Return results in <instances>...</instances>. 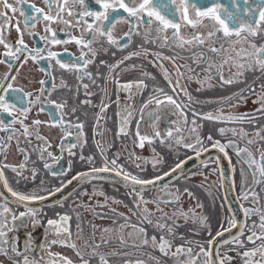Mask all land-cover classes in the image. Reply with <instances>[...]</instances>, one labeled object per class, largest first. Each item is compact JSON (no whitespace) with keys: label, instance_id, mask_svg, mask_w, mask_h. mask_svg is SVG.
<instances>
[{"label":"snow or ice","instance_id":"snow-or-ice-1","mask_svg":"<svg viewBox=\"0 0 264 264\" xmlns=\"http://www.w3.org/2000/svg\"><path fill=\"white\" fill-rule=\"evenodd\" d=\"M20 4H25L26 0H18ZM45 7L40 8L35 5H29L27 8L17 9L7 3V0H0V46H3L5 51L2 54L3 58H0V64H7L9 71L3 74V79H0V89L3 90L0 93V113H6L10 118L8 121L0 118V131L5 133L4 137H0V155L7 158V150L10 146V142L15 140L17 150L23 155V160L19 164H7L0 161V184L11 194L13 198L12 203L17 207H23L24 211L16 213L9 206V202L5 199L0 204V255H3L12 264H41V260H37L35 257L29 259V254L36 251L35 238L33 232L25 231L24 240L21 248L20 236L18 232L20 229H28L29 221L33 229L44 226L42 221L43 209L42 207L32 206L46 199L45 196L39 194V192L33 191L31 193H22L13 190L6 179L4 169H10L16 173L17 176L23 175L28 170L30 171L33 180L36 179L38 170L33 167L30 170L27 168L29 162V154L26 148L20 146V136H23L31 145V138L34 137L37 141H44L42 145H37L39 148V156L41 160H45L46 156L54 163H59V160L63 157H55L54 154L49 151L52 147L51 143L46 137L41 135L37 126L47 123L49 126H58L63 131L70 121L64 119L67 113L64 111L67 108V100L63 102L52 100L51 95L56 90V85L53 84L51 89L44 88V80H40L41 88L35 95V99H31L32 92H24L23 88L15 87L14 82L19 75V69L17 74L12 75L11 69L15 66V63H19L21 67L27 64L28 60H32L34 63L39 61H46L51 69L53 67L52 61H55V65H58L61 69L72 73L80 85L85 89V95L90 97L94 93L88 91L90 85L83 83L85 79L91 81L93 85L96 84V78L94 74L89 70V66L96 63V58L100 54V49L103 48L107 53L108 49L115 47L119 51H124L133 43V37L142 35L141 28L147 26L148 32L143 33L145 36V42L155 43L157 39L162 40L163 45L167 46L169 40H171L176 47L184 48L185 45L190 47H200L205 45L208 41H212L208 50L217 56L221 54H227L229 47L225 46V43L221 42V36L224 41L231 45V51L236 52V59L234 66L237 68V72L231 77L224 75L225 65L228 63L231 56H225L222 62L217 65L214 60L207 63L206 67L202 69L205 73L204 79H201L197 74L195 76L196 83L201 85V89L205 84L210 87L209 81L212 79V69L218 68L219 78L223 84L241 83L238 78L243 75V70H254L258 67L264 72V44L257 46L255 42L249 40V37H264V0H44ZM11 10L15 13L20 12L23 17L24 28L21 29L19 24H16V33L18 38L13 42L10 41L6 35V25L12 23V17H6V10ZM37 24H42L44 29V35H39V40L43 41L44 46H29L24 41V34L27 32L29 36H36L38 33L29 31V29H35ZM128 25L127 31H124L122 35L117 36L115 30L117 25ZM55 25L56 27H53ZM203 28L205 32L197 31V29ZM191 31H188V30ZM73 30L79 33L74 35ZM155 32L156 38L149 40L148 37ZM64 32L66 39L59 38L58 34ZM215 38V40H213ZM235 38V39H233ZM248 43L249 49L247 51L241 49L236 50V45ZM69 43H75L79 50V56L73 57L67 53V48L64 49L65 54H68V59L61 60L59 58L60 53L53 51L52 48L57 45H67ZM99 46V47H98ZM47 49V50H46ZM141 50L144 55H149V51L143 48V45L139 46V50L131 51L122 59L116 61L114 64H107L106 61L100 60L101 66L108 68V77L105 78V83L110 77L113 84L116 86L117 93L123 91L127 93L126 100L132 101L136 92H142L146 87L145 80L142 77H150L147 72L142 73L141 78L135 80H127L122 82L119 79L118 69H122L125 65V61L131 60L133 57H138L141 54ZM115 55V53H113ZM157 56L158 59H169L173 62L175 73H179L180 79L192 80L193 75H187L181 71V68L187 67L188 73H194V69L191 66L178 65L175 63L174 57H162L159 53H152ZM204 52L199 53V57L194 56V62H204ZM252 57L251 61H248V56ZM23 57V59H21ZM162 69L165 80H167L169 87L172 90V95H169L163 88L154 87L153 94L149 95L147 100L144 101L136 109L132 103H125L121 106L119 95H117L116 104L120 111L117 112L119 117V130L117 135H129V125L135 118L134 113L139 112V118L136 119V131L135 138L137 141V147L143 148L145 144L152 145L155 141H159L161 144H166L170 149L173 146V142L179 147L190 149L195 152L197 158L202 154V151H208L205 147L204 138L201 137L199 128L201 127L197 123V119H204L209 121H215L220 124H243L253 123L252 115L249 112H228L224 113L222 108H218L214 113L197 112L194 109L192 111V120L189 125L188 115L186 109H190V102L192 100L191 95L187 92L186 87H181L179 79L173 83L172 77L175 73L165 68L162 63L159 65ZM131 68H136L137 65H131ZM43 70V69H42ZM122 70L126 71L127 68ZM99 76L100 73L95 74ZM11 76V81H9ZM48 77L52 79L51 72H48ZM63 83V81H62ZM6 85V86H5ZM65 87L67 85L65 84ZM264 88V85L261 86ZM135 89V91H134ZM198 89V90H201ZM179 90V91H178ZM78 91V89H77ZM251 87L240 89L238 92L233 93L227 97L219 98L216 103L228 108H238L244 106L247 103L248 93H251ZM183 92L187 96L188 102L185 103L180 99V93ZM163 99H160V97ZM254 104H259L260 107L255 109L256 112H264V93L257 96L252 101ZM82 104L91 105V99H85L81 101ZM36 104L41 107L39 111H44V104L53 106L49 109V120L47 122L39 119L32 120L31 124H27L28 115ZM155 104V108L149 109V105ZM109 104L101 101L99 105L100 112L96 116L97 127L94 129L96 132H101L100 121L104 119V113H106ZM76 109L72 108V112L75 113ZM166 112H173L177 116V120L183 121L184 127H168L166 129L160 127V120ZM146 117L148 118L146 120ZM147 123V128L150 131H141L142 124ZM173 124L176 122L173 121ZM19 125V128L16 125ZM72 131L78 136H83V123L77 121L72 126ZM262 130H258L255 135L264 139V135H261ZM184 132L188 135L185 136ZM218 132L221 136L226 132H230L232 136L237 135L236 128L220 127ZM72 133H68L62 139H67ZM241 139L247 136V132L243 129H239ZM208 141H212L213 137L209 135ZM249 145L253 144V140H248ZM79 143H71L68 148V154L75 155L72 149L80 147ZM61 152L65 150L63 143L58 145ZM98 149L102 159V166L95 165V159L93 156H80L81 161L91 165L89 171L77 173L71 180L66 183L62 182L61 187L54 190H47L49 196L55 195L57 192H61L63 188L71 184L73 180L80 182H89L94 179H107L103 174L114 173L116 176L122 178L123 182L131 186V192L129 193L133 202L137 208L143 205L142 212L132 211V215L137 216L142 223L153 224L152 217L154 212L147 208L148 203L157 205L156 211L160 212V217L155 221V227L163 232L167 229L170 235H174V227L170 226L166 222L167 213H164L163 209L159 207L160 203L176 205L180 201V193L177 190L176 193L165 192L168 189V184L161 185L162 196L157 197L154 200H145L143 192L149 185H156L157 182L164 180L165 177L173 176L178 170H181L186 161H180L175 164L169 171L158 174L154 179H142L137 175L126 171L123 166L118 165L117 160L119 156L109 160L103 151L102 143L98 142ZM212 148L218 149L220 152L227 155L226 149L232 148L237 157L247 164L248 170L252 172L253 185L260 184L262 181L257 178V173L260 177H264V151H261L259 159H256L253 152L247 147L240 148L237 146L234 140H228L226 143H221L219 140H215L211 144ZM153 158L151 161L143 160V163L147 164L151 162L154 169H157L158 165L164 163L163 158L155 153L153 149ZM135 156L134 153L130 154V158ZM135 159H142L135 157ZM202 163L207 166L206 161ZM136 167H141L137 164ZM45 170H51L52 165L47 160L44 162ZM68 171H71V161L69 162ZM202 174V173H201ZM242 199L249 201L259 202V195L256 193L255 188L251 185H247L246 177L243 175L242 170ZM53 176H65L67 172L63 169L59 172L51 171ZM139 186V187H137ZM41 188L43 190V182H41ZM184 192L189 197L192 193L187 188ZM87 194V193H84ZM105 195L103 191L93 189L92 195ZM108 197L105 196V203L100 204L97 202L98 207H105L107 205ZM113 203H118L113 199ZM63 206V201H58ZM197 207H202L197 203ZM115 212V209H112ZM243 212L246 218L257 213L264 212V209L253 206L252 208H243ZM121 216L125 224L121 225V228L130 226L135 231L129 232L128 236L133 238V246L148 245L149 237L143 227L133 225L130 222V218L123 213H118ZM173 216H182L185 220L192 219L193 223L198 224L202 229L208 230L210 224L208 217L198 214L195 209L189 208L185 211L181 208L173 209ZM58 219H47L45 228V242L39 245L41 251L50 249L52 245L59 244L62 247L70 248L77 256L81 257L82 264H88L87 260H84L81 250L77 247L76 243L72 240V233L68 227V223L71 217L67 214H57ZM260 223L258 227L261 229V233L258 235L253 229L257 227L255 222L251 228H248L246 224L239 223L235 217L228 220V228H223L216 233V237H222L225 232L231 233L233 228H238V232L234 235H230V238L223 240V245L230 244L236 245V248H231L229 251H236L243 261V264H252L251 257H253L257 251H260L262 257H264V214L259 216ZM115 223V221H114ZM80 228V225H77ZM250 232L246 236V241L255 245L257 240H261L262 243L252 249L238 251L245 247V230ZM100 242L95 241V229L92 233V255L99 258V264H108L106 259L107 255H116V253H100L97 251L101 245H106L109 240L105 238L104 234H107L112 229L102 228ZM8 233H13L9 238ZM52 235L54 239L48 241L47 236ZM64 236V239H60V236ZM211 235V233H209ZM78 239L82 238V229L76 233ZM213 237L208 241L209 247L206 249L202 245H197L200 249L199 253L193 255L192 247H185L190 245L192 241H185V244L176 246L175 252H171L173 247L172 240L163 234L159 239L155 235L151 236V247L158 249L163 255L167 256L171 253L173 257L178 258L181 255H187L191 264H198L200 254L202 253L206 260L204 264H231L232 257L227 252L223 255L220 254V248H217L215 254L212 251L213 241L216 239ZM183 239V237H181ZM121 244L124 243V239L120 237ZM85 246H89L88 240L84 241ZM10 246V248H9ZM50 256L58 257L56 264H73V261L59 253H48ZM47 264V262H45ZM125 264H133L132 261H126ZM134 264H145L144 261L137 260ZM182 264V262H181ZM258 264V262H256Z\"/></svg>","mask_w":264,"mask_h":264},{"label":"flooded vegetation","instance_id":"flooded-vegetation-1","mask_svg":"<svg viewBox=\"0 0 264 264\" xmlns=\"http://www.w3.org/2000/svg\"><path fill=\"white\" fill-rule=\"evenodd\" d=\"M7 3L12 5L13 7L20 9V8H27L29 5H35L36 7L44 8V0H26L25 4H20L18 0H7ZM6 17H12V23L9 25H6V35L10 41H15L18 38V34L16 33V24L18 23L21 29L24 28L23 24V17L20 15V12L17 11L15 13L11 12V10H6ZM2 19V18H0ZM53 27H56L53 25ZM128 25H117V28L115 30V34L117 36H120L123 34L124 31H127ZM29 31H34L38 33L36 36H29L27 32L24 34V41L31 47L33 44H36L37 46L43 47V41L39 40V35H44V29L42 27V24H37L35 29H29ZM188 31H191L190 29ZM197 31L200 32H205L203 28L197 29ZM148 32L147 26H144L141 28V33L142 35H137L133 37V43L124 51H119L115 47H111L108 49L107 53L104 52L103 48L100 49V54L96 58V63L93 65L89 66V70L94 74L96 78V84L93 85L91 81L85 79L83 83H88L90 85L88 91L91 93H94L90 97L85 95V89L80 85V82H78L75 78V75L72 73H69L65 71L64 69H61L58 65H55V61H52L53 67L50 69L49 65L46 61H39L38 63H34L32 60H28L27 64H25L23 67L20 66V64L17 62L15 63V66L11 69L12 75L17 74V69H19V75L17 76V80L14 82L15 87H20L23 88L24 92H32L33 96L31 99H35V95L38 93V90L41 88V85L39 83L40 80H44L45 84L43 85L44 88L51 89L53 87V84L56 85V90L53 91L51 95L52 100L60 101L63 102L65 99L67 100V108L64 109V111L67 113V115L64 117L65 120L70 121L71 124L68 125L63 131L61 130L60 127L58 126H49L47 123H43L39 126V131L41 135L47 138V140L51 143L52 147L49 149L55 157H63L62 159L59 160V163H54L51 159H49L46 154H45V160L48 161L50 165H52L51 170H45L44 168V162L45 160H41L39 156V148L37 145H42L44 141H37L34 137L31 138V145L29 146L28 142L25 140L23 136H20V146L22 148H26L28 154H29V162L27 165V168L30 170L31 168L35 167L38 170V174L35 180L32 179L30 171L26 170L23 175L17 176L16 173L12 172L10 169H4L6 179L8 181L9 186L18 192L22 193H31L33 191L39 192L40 195L45 196L48 194L47 190H54L55 188L61 187L62 182H67L68 180H71L73 176H75L77 173L83 172L85 170H89L91 165H89L86 162L81 161V159H77L78 155L80 153H75V149H72V151L75 153V155H69L67 148L71 143H79L80 142V147L83 149V145L81 143L83 138H87L89 141V137L92 138L94 137V133L96 131L91 130L93 129V126L95 125V128L97 127V121H96V116L99 114L100 109L99 105L101 101L105 104H109L110 106L107 108L106 113H104V119L100 121V128L102 129L101 133H106V129H109V126L113 127V131L115 136L124 138L127 137L125 135H117L118 130H119V117L117 116V112L120 111V108H118L116 104L117 100V95H119V99L121 101V106H123L125 103H132L136 109H139L140 105L144 102V95L147 94H153V88L154 87H160L163 89H170L167 80H165L163 72L161 67L159 66L160 63L163 64V66L167 69H169L171 72L175 73V68L173 67V62L169 59H158L157 56L152 55V53H159L161 54L162 57H174L175 58V63L178 65H185L187 66V61H194V56L196 58L199 57V53L201 51L204 52V58L209 60V62L212 60V57L217 58L219 60V64L222 62L223 58L225 56H231L232 59H229L228 63L225 65L224 68V75L226 77H231L233 76L234 73L237 72V68L234 66V61L236 59V52L231 51V45L224 41L222 36H221V42L225 43L226 47H229V52L227 54H221L220 56H217V54H214L208 50L209 45L212 43V41H208L205 45L200 46V47H190L188 45H185L184 48H179L176 47L175 44L169 40V44L167 46H162L163 42L162 40L157 39L155 43L151 42H145V36L143 33ZM74 35H79L78 32L73 30ZM59 38L61 39H66V35L64 32H60L58 34ZM156 34L153 31L152 35L148 37L149 40L155 39ZM235 39V38H233ZM215 40V38H213ZM249 40H252L257 44V46L264 44V37L262 36H257V37H249ZM143 45L144 49H147L149 51V55L145 56L143 51L141 50V54L138 57H133L131 60L125 61V65L122 66L123 68H127L128 70L124 71L122 69H118L117 72L119 73V79L124 82L127 80H135L137 78L142 77V73L147 72L150 74V77H142L145 80V83L147 87L142 91V92H136V94L133 96L132 101H127V93L120 91L117 93L116 86L113 84L111 78L109 77L107 79V83H105V78L108 77V68L106 66H101L100 65V60H104L107 62V64H114L116 61L122 59L123 56L127 55L131 51L139 50V46ZM99 47V46H98ZM236 50L240 51L241 49L251 51L249 49L248 43H243L241 45H236ZM67 48V53L71 54L73 57L79 56V50L75 43H69L67 45H57L52 48L53 51H56L57 53H60L59 58L61 60H66L68 59V54H65L64 49ZM47 50V49H46ZM5 49L3 46H0V58L2 57L3 52ZM115 53V55H113ZM23 59V57H21ZM248 61L252 60V57L249 55L247 57ZM203 62L197 63L196 67H202ZM131 65H137L136 68H131ZM207 65V64H206ZM43 69V70H42ZM256 73H253V70L245 69L243 70V75L246 77H250L245 85L244 88L251 87L249 85L250 81L254 80L257 78V81L259 83L262 82V78L264 77V72H262L258 67L254 68ZM9 68L7 64H0V79H3V74L8 72ZM181 71L185 72L187 71V67L181 68ZM247 71H252L253 75L248 73ZM48 72H51L52 79L48 77ZM99 72L100 75L96 76L95 74ZM179 74V73H178ZM219 74V73H218ZM240 76V77H243ZM186 79V78H185ZM184 79V81H186ZM9 81H11V76H9ZM63 81V83H62ZM148 81H156V85H150L148 84ZM65 84L67 87H65ZM237 83H234V85ZM184 85V84H182ZM6 86V85H5ZM262 86V83L260 84ZM237 92L242 89L240 86H235ZM78 89V91H77ZM254 90V89H251ZM135 91V89H134ZM3 90L0 89V93H2ZM85 99H91L92 103L91 105H85L82 104L81 101H84ZM160 99H163L161 96ZM41 106L39 104H36L34 107H32L31 112L28 115V120L26 121L27 124H31L32 120L34 119H39L41 121L47 122L49 120V109L53 108V106L44 104V111H39V108ZM72 108H75L76 111L75 113L72 112ZM94 112V119H92V125L91 127L88 128V123L90 122V113ZM134 119L132 120V123L129 125V134L132 136H135V130H136V119L139 118V112L136 111L134 113ZM0 118L4 119L5 121H8L10 118L7 116L6 113H0ZM79 121L83 123V136H78L75 132L72 131V126L75 125V123ZM103 124V125H102ZM229 125V124H227ZM239 126V124H237ZM245 127L243 128L247 133L249 134H254L255 136L256 143L261 139L260 137H257L255 133L258 131L256 130L254 133L252 131L246 130L247 128V123H243ZM251 125V123H249ZM42 126L45 128L43 129ZM225 126V124H224ZM17 128H19V125H16ZM226 128H231V127H226ZM55 131L56 136L51 137L52 131ZM110 130V129H109ZM145 129H141L143 132ZM57 132H59L57 134ZM68 133H72L70 136H67V139H62L65 137ZM99 134V132H98ZM219 134V135H218ZM261 134H263L261 132ZM264 135V134H263ZM5 133L0 131V137H4ZM251 137V136H250ZM54 138V139H53ZM249 138V136L244 137L241 139V136L239 134V130H237V135L232 136L230 132H226L225 135L221 136L220 133L218 132L216 134V140H219L221 143H226L228 140H234L236 144L239 142L243 141L244 139ZM251 140V139H250ZM83 142V141H82ZM61 143L64 144L65 150L61 152V149L58 147ZM160 143V142H159ZM244 143V141H243ZM255 143V142H254ZM86 144V143H85ZM158 144V141L154 142V147L156 148ZM211 144V143H210ZM240 144V143H239ZM245 144V143H244ZM261 146H263L264 141L259 143ZM208 145V144H207ZM240 147V145H237ZM248 143L246 146H242L240 148H245L247 147L250 151L253 152L254 156L256 159H259L260 154H261V149L259 147H251ZM227 156L229 158V162L231 164V173L233 174V184H234V191L236 198L239 202V204L243 208H252L253 206L264 209V196L261 195L260 191L264 193V188L260 189L258 188L257 184L253 185L252 182V172L248 170L247 164L243 163L242 160H240L235 151L232 148L226 149ZM23 155L17 150L16 147V141L13 140L10 142V146L7 150V158L5 159L4 156L0 155V161H3L4 163L7 164H19L21 160H23ZM214 158H210L207 161H212ZM215 160V159H214ZM71 161V171H68L69 168V162ZM216 162V161H215ZM98 163V162H97ZM203 164V163H202ZM96 166H102L99 164H95ZM64 170L67 172V175L65 176H53L51 175V171H57L59 172L60 170ZM242 170H243V175L246 177L247 180V185H251L255 188L256 193L259 195V202L257 203L256 201H252L251 203L249 201L243 200L242 199ZM219 176V175H218ZM257 178L262 180L264 177H260L259 174L257 173ZM219 179V177H218ZM98 180V179H96ZM100 181V180H99ZM104 182H107L103 180ZM41 182H43V190L41 188ZM91 182V181H89ZM89 182H79L74 186V188L71 190L70 194H67L66 196L62 197L61 199L52 202L50 204H41L38 207H42L43 209V215H42V221L43 225L41 227H37L33 229L31 227V222L29 221V227L28 229H20L18 232V235L22 239L21 241V248L24 240V235L25 231H31L33 232L34 238H35V246H36V251L33 253L29 254V259H32L35 257L37 260H41V264H56L58 257L56 256H50L48 253L49 251L51 253H59L63 256H66L70 258L73 261V264H82L81 259L78 260L79 262L75 263V258H76V253L73 252L70 248L67 247H62L59 244L52 245L50 249H46L41 251L39 248V245L43 242H45V228H46V221L47 219H58L57 214H64L67 213V211H70L71 219H72V204L78 201V198L72 197L75 193L77 195L81 189L85 187V185ZM218 190V196L220 200H222V206L224 208L223 211V217H224V227L227 228L228 225V220L232 217H230L228 210L226 206H224L223 202V197L221 195V190H220V184ZM3 186V185H2ZM121 186L120 188H122ZM125 188V187H124ZM129 189V188H128ZM170 193V192H169ZM83 193L80 195L82 198ZM10 199L11 196L9 197ZM6 198L0 193V204L4 202ZM9 202V206L12 208V210L16 213L24 211L23 207H17L12 201L6 199ZM58 201H63V206H61ZM257 204V205H254ZM37 207V206H36ZM69 207V210H68ZM68 214V213H67ZM262 213H257L255 215H251L250 217L244 219V223L246 224L248 228H251L253 225V222L257 225L253 230L257 232L259 235L261 233V229L258 227L260 220L259 216ZM69 215V214H68ZM69 215V216H70ZM243 216L244 212H243ZM70 219L68 223V227L72 233V220ZM219 220V219H218ZM110 225H113L111 223ZM222 229L219 228L218 230ZM121 230V228H120ZM216 230L212 236L218 231ZM161 231H159L160 233ZM149 233H152L150 231ZM250 232L245 230V247L242 249H238V251L243 252L244 250L247 249H252L254 247L259 246L262 241L257 240L255 245L252 246L251 243H248L246 241V236L249 235ZM13 233H8L9 238H11ZM72 233V240L75 242L74 237ZM164 236L168 237L169 239L172 240L173 245L174 244H185V241H192L191 236L188 235V232L186 230H174V235H170L168 231H164ZM211 236V237H212ZM121 237V236H120ZM183 237V239H181ZM210 237V239H211ZM52 235L47 236V240L50 241L54 239ZM65 237L62 235L60 236V239H64ZM209 239V240H210ZM207 240V248H208V241ZM120 240L116 241V245L112 246L109 250V253H116V255H107L106 259L108 260V264H125L126 261H132L133 264L137 260L142 259L138 258V255H136V248L135 247H127L123 246L121 242L119 243ZM192 243L190 245H185V247H192ZM247 244L250 245V247H247ZM77 245V244H76ZM149 245L151 247V242H149ZM77 247L81 250L83 254V258L87 261H91V255L90 253H84L80 247V244L77 245ZM236 245L230 244L227 246H224L223 243L218 246L220 248V254L223 255L225 252L232 257V261L235 259L237 256L236 251H229L231 248H236ZM247 247V248H246ZM10 248V246H9ZM176 248V247H175ZM193 248V247H192ZM206 248V249H207ZM152 252L156 251L154 248H152ZM93 251V250H92ZM160 257L163 259L173 257L171 253L167 256L163 255L160 251H156ZM199 253V251H193V253ZM92 254V252H91ZM108 254V253H106ZM235 254V255H234ZM93 256V255H92ZM186 256L182 261V264H189L186 261ZM239 256V255H238ZM81 258L80 256H77ZM95 259H99L96 256H93ZM240 257V256H239ZM241 258V257H240ZM174 259V257H173ZM252 261V264H264V257L261 256L260 251H257L256 254L250 258ZM206 260V257L201 253L199 262L198 264H204V261ZM145 262V261H144ZM0 264H12L10 260H8L6 257L3 255H0ZM89 264V262H88ZM145 264H148L145 262ZM155 264H164V263H155ZM168 264H171L168 262ZM242 263V259L241 262Z\"/></svg>","mask_w":264,"mask_h":264},{"label":"rangeland","instance_id":"rangeland-1","mask_svg":"<svg viewBox=\"0 0 264 264\" xmlns=\"http://www.w3.org/2000/svg\"><path fill=\"white\" fill-rule=\"evenodd\" d=\"M212 60L215 61L217 65H219V60L217 58L212 57ZM209 62V60L204 58V62L202 63L203 66L196 67V62L194 61H187V66H191L195 71L194 73H188L185 71L186 76L187 75H193L192 80L184 81V79H180L179 74L175 73V75L172 77L173 83L176 82V80L179 79L181 87H186L187 92L191 95L192 100L190 102V109H186L187 115H188V121L189 125L191 124L192 120V111L191 109H194L197 112H203L208 113L212 112L215 114L216 110L218 108H222L224 113L228 112H249L252 115L253 123L249 125L247 123V129L248 131H252L254 133L256 130H262L261 132L264 134V112H256L255 109L259 108V104H254L252 101L257 98L258 95L264 93V88L260 86L264 85V77L262 78V82L259 83L257 81V78L250 81L249 85H251V89H254L251 91V93H248V99L247 103L244 106L238 107V108H228L223 107L222 105L216 103V101L221 97H227L232 95L233 93H236L238 89L235 88V86H240L242 89L245 87L247 81L251 79L250 77H246L243 75V77H239L238 79L241 80V83L233 84H223L219 78L218 74V68L212 69V79L208 83H210V87L208 84H205L204 87L201 89V85L196 83L195 76L198 74L201 79H204L205 73L202 71L203 68L206 67V64ZM248 73L252 74L256 73L255 69L252 71H247ZM257 74V73H256ZM149 86L152 84L153 86L156 85V81H148ZM184 84V85H182ZM201 89V90H198ZM166 93L169 95H172V90L170 89H164ZM179 91V90H178ZM151 95L150 93L148 94ZM147 94L144 95L143 101L147 100ZM180 99L184 101L185 103H189L187 96L184 95L183 92L180 93ZM144 103V102H143ZM155 108V104L149 105L148 110H152ZM92 119H94V112L90 113V122L88 123V128L92 125ZM148 118L146 117V120ZM175 121L176 123L173 124L172 122ZM197 123L201 126L198 130L200 132L201 137L204 138L205 146L210 143H213L216 140V134L218 133V129L220 127H231L236 128V130H239L240 128H244L245 126L242 124H220L215 121H209L204 119H197ZM161 128H168V127H176L179 126L181 128L184 127L183 121L177 120V116L173 114V112H166L160 122ZM103 125V124H102ZM44 129L45 127L42 126ZM95 129V125L93 126V129ZM110 129V130H109ZM109 129H106L108 131L106 135L104 133L96 132L94 133V137L90 138V141L87 138H83L81 143L83 145V149L81 147L75 148V153H80L76 160L80 159V156L83 155L85 157L87 156H93L95 159V164L102 165V159L100 155V150L97 147L98 142L102 143L103 151L108 157L109 160L115 158L117 155L119 156V159L117 160L118 165L123 166V168L132 173L133 175H137L142 179H148L155 175H158L160 173H163L167 170H169L176 162L187 156L188 154L194 152L190 149H185L183 147L177 148L175 143L173 142V146L170 149L166 144H161L158 141L157 147H154V143L152 145H148L147 143L143 148L137 147V141L135 136H132V134L127 135V137L121 138L116 137L113 131V127L109 126ZM141 129H145L144 131H150V129L147 128V123L142 124ZM136 131V130H135ZM134 131V132H135ZM143 131V132H144ZM59 132H57L58 134ZM261 134V135H263ZM184 135L187 136L188 133L184 132ZM211 135L213 137L212 141H208L207 137ZM219 135V134H218ZM254 134L247 133V136L249 138L244 139L243 141L239 142L237 145L246 146L248 140H253L255 143L252 144L251 147H259L261 151H264V144L261 146L259 143L263 142V140H260L256 143ZM56 136V133L53 129L51 137ZM251 136V137H250ZM57 137V136H56ZM54 139V138H53ZM86 143V144H85ZM80 144V142H79ZM153 149H155V153H158L164 160V163L162 165H158L157 169H154L151 162L145 164L143 163V160L151 161L153 158ZM134 153L135 156L133 158H130V154ZM135 157H140L142 159H135ZM98 162V163H97ZM207 166L204 164H197L196 166L190 168L188 171H186L181 176L177 177L173 181L167 183L169 185L168 189L165 190V192L170 193H176L177 190H179L180 195V201L176 205L171 204H165L160 203L159 207L163 209L164 213L168 214V217H171V219H168L167 217L166 222L168 225L173 226L174 230H186L188 232V235L191 236V239L193 240L192 247L193 251H199V247L197 245H202L205 248H207V240L210 239L212 234L218 230L221 227H224V217H223V211L224 208L222 206V200H220V196L218 195V188L220 184V181L218 179V168L216 165L215 160L212 161H206ZM137 164H140L141 167H136ZM202 173V174H201ZM262 182L260 184H257L258 188L260 189L264 188V178L261 180ZM78 184V183H77ZM76 186V185H74ZM121 186L107 181L104 182L103 180H91V182L87 183L81 191L77 195H73L72 197L78 198V201L72 204V233L74 234V241L77 245L80 244V247L84 253H90L91 255V261H88L89 264H99V259H95L91 252V243H92V233L95 229V241L97 243L100 242L101 239V232L99 229L102 228H109L113 231L104 234L105 238L109 240V243L106 245H101L99 249H97L100 253H109V250L112 246L116 245V241L120 240V236L123 237L124 243L123 246L127 247H134L133 246V238H130L128 236L129 232L135 231L130 226H126L121 228V225L125 224L124 219L118 215V213H123L125 216L130 218V222L133 225H138L139 227H143L147 233V236L149 237V242L151 236L155 235L157 239H159L160 235H164V231H167V229H164L163 232L159 233V229L155 227V221L160 217L161 213L156 211L157 205L153 203H148L147 208L154 212V216L152 217L153 224H148L146 222L142 223L141 220L137 217L132 215V211L134 210L136 212H142L143 205H141L139 208L136 207V205L133 202L132 196L129 194L131 192V189L129 188H120ZM74 188V187H73ZM101 190L105 195H92L93 189ZM187 188L189 192L192 193V196L189 197L186 192H184V189ZM264 190V189H263ZM71 192V191H70ZM70 192L68 194H70ZM83 193L82 198L80 195ZM87 193V194H84ZM261 195L264 196V193L261 192ZM105 196L108 197L107 205L105 207H98L97 202L100 204L105 203ZM162 196L161 187H158L156 189H149L145 190L143 192V197L145 200H154L157 197ZM219 196V197H218ZM113 199L115 201H118V203H113ZM197 203L202 205V207H197ZM254 205H257L254 203ZM183 208L185 211H187L189 208L195 209V211L198 214L204 215L208 217L209 220V228L208 230L202 229L198 224L193 223L192 219L185 220L182 216L176 215L173 216V209L174 208ZM112 209H115V212L112 211ZM69 210V207H68ZM70 211H67L69 213ZM71 217V215H70ZM219 219V220H218ZM115 221V223H114ZM113 223V225H110ZM80 225V228L77 227V225ZM121 228V230H120ZM82 229V238L78 239L76 237V233L81 231ZM152 231V233H149ZM211 233V235H209ZM88 240L89 246H85L84 241ZM22 239L20 238V242ZM120 243V241H119ZM178 246V244H174L171 252H175V247ZM247 247H250L249 244H247ZM246 247V248H247ZM253 247V244L252 246ZM250 247V248H251ZM136 248V255H138V258L142 259L148 264H155V263H164V264H181L183 259L185 258V255H181L178 258L171 257L163 259L159 256V254L156 251H159L158 249H155L156 251L152 252V249L150 245H143L142 247L139 246L137 242ZM195 255V252L193 253ZM235 255V254H234ZM75 263L79 262L81 258L77 257L75 255ZM85 260V259H84ZM189 260V261H187ZM186 261L191 264L190 259L186 256ZM241 262V258L237 255L233 262L231 264H239ZM243 263V261H242Z\"/></svg>","mask_w":264,"mask_h":264},{"label":"water","instance_id":"water-1","mask_svg":"<svg viewBox=\"0 0 264 264\" xmlns=\"http://www.w3.org/2000/svg\"><path fill=\"white\" fill-rule=\"evenodd\" d=\"M211 144L205 146L206 148H208V151H202V154L199 158L196 157L195 152H192V153L188 154L187 156H185L184 158H182L181 160H179L178 162L186 161V163L184 164V166L181 170H178L171 177H165L164 180L157 182L156 185L147 186L145 188V190L156 189L158 187H161V185H163V184H167V183L173 181L174 179H176L177 177L181 176L186 171H188L190 168L196 166L197 164H200L202 161H205L209 157L212 156L215 159L216 164H217V168H218L221 195L223 197L224 206H226L230 217H232V218L235 217L239 223L243 224L245 216H243L242 206L239 204V202L236 198V195H235L234 184H233V174L231 173V164L229 162V158L227 155H225V153L220 152L218 149L212 148ZM178 162H176V163H178ZM175 164L172 167H174ZM169 170H167V171H169ZM87 171H89V170H85L83 172H87ZM160 174H162V173H160ZM103 175L105 177H107V179H98V180L110 181V182L116 183L120 186H123L125 188L131 189L130 185L125 184L123 182L122 178L119 176H116L114 173H105ZM155 176L148 178V179H154ZM79 182L80 181L73 180L72 183L68 184L67 187L63 188V190L61 192H57L53 196H49L47 194V195H45V197H46L45 200L38 202L37 204H34V205H36L38 207L43 203L50 204L52 202H55V201L61 199L62 197L66 196L73 189L74 185H76ZM137 187H139V186H137ZM0 193L4 197L5 196H11V194L7 191L6 188H4L2 186V184H0ZM34 205H32V206H34ZM227 228H228V226H227ZM218 231H221V229ZM237 232H238V228H233L231 233L225 232L222 237H216V233H215L211 237V239L213 237H216V239L213 241V245H212L213 254H215L216 249L218 248V246L220 244L223 243L224 239L230 238V235H234ZM208 247H209V245H208Z\"/></svg>","mask_w":264,"mask_h":264},{"label":"bare ground","instance_id":"bare-ground-1","mask_svg":"<svg viewBox=\"0 0 264 264\" xmlns=\"http://www.w3.org/2000/svg\"><path fill=\"white\" fill-rule=\"evenodd\" d=\"M210 158H213V157L211 156V157H209L208 159H210ZM205 161H207V160H205ZM201 164H202V162H201ZM216 165H217V164H216ZM220 190H221V188H220ZM9 197H10V196H5L6 199H8V200H10V201H13V198L11 197L12 199H10ZM244 219H245V218H244Z\"/></svg>","mask_w":264,"mask_h":264}]
</instances>
